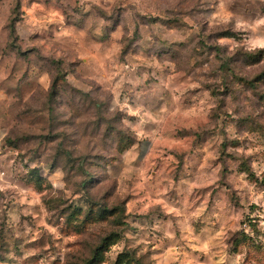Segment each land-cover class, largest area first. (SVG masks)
<instances>
[{
    "label": "rangeland",
    "instance_id": "374dc122",
    "mask_svg": "<svg viewBox=\"0 0 264 264\" xmlns=\"http://www.w3.org/2000/svg\"><path fill=\"white\" fill-rule=\"evenodd\" d=\"M0 264H264V0H0Z\"/></svg>",
    "mask_w": 264,
    "mask_h": 264
},
{
    "label": "trees",
    "instance_id": "16d2710c",
    "mask_svg": "<svg viewBox=\"0 0 264 264\" xmlns=\"http://www.w3.org/2000/svg\"><path fill=\"white\" fill-rule=\"evenodd\" d=\"M19 6H20V4H19V1H18L16 9H19ZM13 22L14 21H12V25H11V33L14 35V33H15V25H14ZM220 37H222V38H231V37H233V34L230 33V32H225L224 34H221Z\"/></svg>",
    "mask_w": 264,
    "mask_h": 264
}]
</instances>
